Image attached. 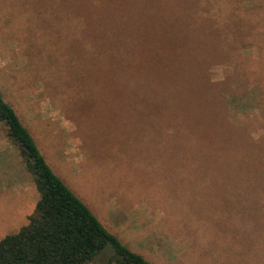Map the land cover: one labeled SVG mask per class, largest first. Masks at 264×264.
<instances>
[{
  "label": "rangeland",
  "instance_id": "obj_1",
  "mask_svg": "<svg viewBox=\"0 0 264 264\" xmlns=\"http://www.w3.org/2000/svg\"><path fill=\"white\" fill-rule=\"evenodd\" d=\"M29 1L0 0V89L54 173L109 232L153 264H264V0H76L86 12L132 21L129 28L186 37L194 68L199 63L209 82L207 92L198 83L199 122L223 144L226 171L241 166L240 186L260 195L259 217L224 207L226 195L218 192L233 187L221 182L216 193L198 192L187 168L164 174L160 158L150 167L141 154L147 146L127 136L116 120L120 108L103 93L89 94L88 102L74 90L53 89L59 74L48 72L50 46L59 43L36 32L32 15L42 5ZM39 200L0 123V240L28 224Z\"/></svg>",
  "mask_w": 264,
  "mask_h": 264
},
{
  "label": "trees",
  "instance_id": "obj_2",
  "mask_svg": "<svg viewBox=\"0 0 264 264\" xmlns=\"http://www.w3.org/2000/svg\"><path fill=\"white\" fill-rule=\"evenodd\" d=\"M29 2L42 5L39 10L34 8L31 17L36 32L49 33L59 43L57 49L50 46L48 72L59 74L53 77L54 84L47 83L50 88L53 84V89L74 90L79 99L88 102L92 101L89 94L103 93L112 100L113 108L117 106V113L120 108L121 117L116 120L127 127V136L134 144L147 146L148 152L141 154L150 167L157 168L162 160L159 168L164 174L171 168L175 174L181 173V167L187 168V177L193 175L191 183L198 192L216 193L213 190L221 182L233 187L218 192L226 195L227 205L223 206L237 211L251 209L259 217L260 195L248 191L246 185L240 186L241 166L232 165L233 174L226 171L223 144L214 143L199 122L195 109L198 83L207 92L209 82L205 72L202 76L199 63V69L194 68L196 56L185 36L171 29L129 28L132 21L119 23L86 12L82 1ZM47 3L52 4L49 9ZM45 12L50 19L45 18ZM27 50L28 55L37 51L32 46ZM34 60L42 66L41 60L30 63ZM205 99L208 94L203 95ZM0 123L40 195L28 224L0 240V264H91L99 259L106 264H153L109 232L54 173L1 89Z\"/></svg>",
  "mask_w": 264,
  "mask_h": 264
}]
</instances>
